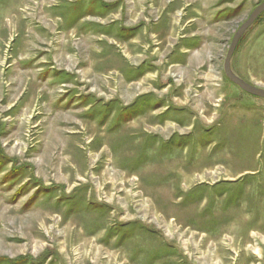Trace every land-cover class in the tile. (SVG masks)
Returning <instances> with one entry per match:
<instances>
[{"label": "rangeland", "instance_id": "374dc122", "mask_svg": "<svg viewBox=\"0 0 264 264\" xmlns=\"http://www.w3.org/2000/svg\"><path fill=\"white\" fill-rule=\"evenodd\" d=\"M263 2L0 0V264H264Z\"/></svg>", "mask_w": 264, "mask_h": 264}, {"label": "water", "instance_id": "95a60500", "mask_svg": "<svg viewBox=\"0 0 264 264\" xmlns=\"http://www.w3.org/2000/svg\"><path fill=\"white\" fill-rule=\"evenodd\" d=\"M263 13H264V2L253 10V12L250 14L248 19L236 31L224 61V72L227 78L234 85L239 87L247 94L262 99H264V89H261L257 86H253L248 82H246L245 80H243L242 78L238 77L232 70V59L244 34L255 24V22L261 17Z\"/></svg>", "mask_w": 264, "mask_h": 264}, {"label": "crops", "instance_id": "0c3cea01", "mask_svg": "<svg viewBox=\"0 0 264 264\" xmlns=\"http://www.w3.org/2000/svg\"><path fill=\"white\" fill-rule=\"evenodd\" d=\"M227 158H231L230 156H228Z\"/></svg>", "mask_w": 264, "mask_h": 264}]
</instances>
